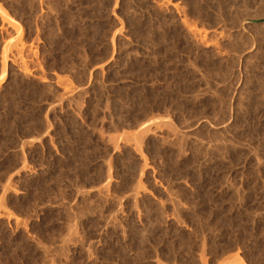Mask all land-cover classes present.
I'll return each instance as SVG.
<instances>
[{
  "label": "rangeland",
  "instance_id": "374dc122",
  "mask_svg": "<svg viewBox=\"0 0 264 264\" xmlns=\"http://www.w3.org/2000/svg\"><path fill=\"white\" fill-rule=\"evenodd\" d=\"M0 9V264H264V0Z\"/></svg>",
  "mask_w": 264,
  "mask_h": 264
},
{
  "label": "bare ground",
  "instance_id": "6f19581e",
  "mask_svg": "<svg viewBox=\"0 0 264 264\" xmlns=\"http://www.w3.org/2000/svg\"><path fill=\"white\" fill-rule=\"evenodd\" d=\"M1 10V9H0ZM48 10V9H47ZM51 11V10H50ZM1 12V11H0ZM5 12V11H4ZM2 16H4V15H2ZM6 16H7V14H6ZM5 20V19H4ZM18 39V38H17ZM16 40V39H15ZM16 43H17V41H16ZM20 43V42H19ZM18 43V44H19ZM13 44V43H12ZM24 46V45H23ZM22 46V47H23ZM21 47V46H20ZM18 48H19V46H18ZM19 50V49H18ZM17 50V51H18ZM21 54V53H20ZM4 55H5V53H4ZM19 55V54H18ZM6 57V56H5ZM20 58V57H19ZM9 59V58H8ZM3 60V59H2ZM0 63H2L1 65H3V63H4V61L3 62H0ZM23 65V64H22ZM5 66V65H4ZM4 66H2V69H3V67ZM20 66V65H19ZM5 70V69H4ZM136 148V147H135ZM136 149H138V148H136ZM109 165V164H108ZM109 172V171H108ZM105 174H107V173H105ZM141 177V176H140ZM101 179V178H100ZM99 183V182H98ZM106 190V189H105ZM97 191H98V189H97ZM107 193V192H106ZM202 225V224H201ZM198 258V257H197ZM160 262V261H159ZM238 262V264H246L244 261H237ZM232 264V263H231ZM237 264V263H236Z\"/></svg>",
  "mask_w": 264,
  "mask_h": 264
},
{
  "label": "water",
  "instance_id": "95a60500",
  "mask_svg": "<svg viewBox=\"0 0 264 264\" xmlns=\"http://www.w3.org/2000/svg\"><path fill=\"white\" fill-rule=\"evenodd\" d=\"M250 24H264V19H260V20H249L247 21Z\"/></svg>",
  "mask_w": 264,
  "mask_h": 264
}]
</instances>
